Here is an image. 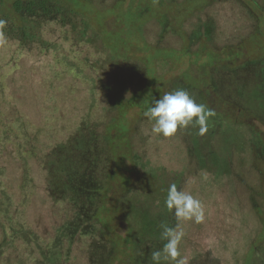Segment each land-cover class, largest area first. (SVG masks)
<instances>
[{
	"label": "trees",
	"instance_id": "obj_1",
	"mask_svg": "<svg viewBox=\"0 0 264 264\" xmlns=\"http://www.w3.org/2000/svg\"><path fill=\"white\" fill-rule=\"evenodd\" d=\"M56 6L53 0H12L9 5L0 0V19L7 21L0 30L6 37V43L0 44V264H114L119 260L151 264V253L167 242L161 239V224L177 226L165 199L171 184L183 188L184 175L179 172L173 176L145 161L147 156L132 148L136 131L142 129L138 124L141 119L128 120L135 130L129 140L130 173L137 177L117 198L118 211L108 214V202L115 201L108 194V176L120 166L115 167L96 110L99 86L106 91L109 86L100 85L98 76L86 72L83 60L69 48V39L81 44L89 29L79 33V24L66 16L63 6L59 11ZM197 34L195 30L192 35L196 44ZM226 67H221L222 72ZM242 67V72L236 68L228 88L223 81V89L233 95L234 88L235 100L245 103L264 125V60L251 59ZM135 76L133 69L123 87L132 84ZM178 82V89L186 90L198 103V94L184 79ZM214 82L211 79V88L216 87ZM169 84L166 81L162 96ZM122 90L126 107L135 105L136 93L127 99ZM108 93V106L102 110L117 111ZM213 117L216 125L208 123L203 136L179 129L185 147L179 158L190 164L182 171L191 170L198 160L199 167L202 161L218 166L214 177H204L210 190L222 182V167L213 145L203 144L206 140L217 145L223 137L220 146L227 151L230 143L245 137L242 129H249L251 143L256 147L263 143L258 131L249 125L235 123L226 114L215 113ZM11 158L18 163L17 179L10 172ZM193 166L197 169L198 163ZM144 176L149 181H143ZM137 190L143 193L138 203L132 204ZM119 225L125 226L126 236L116 231ZM126 245L128 254L118 258ZM187 246L181 241L178 249L177 260L184 264H195L204 255L210 257L208 264L228 263L226 251H218L224 248L221 244L202 241L192 248ZM255 253L251 255L254 263Z\"/></svg>",
	"mask_w": 264,
	"mask_h": 264
},
{
	"label": "rangeland",
	"instance_id": "obj_2",
	"mask_svg": "<svg viewBox=\"0 0 264 264\" xmlns=\"http://www.w3.org/2000/svg\"><path fill=\"white\" fill-rule=\"evenodd\" d=\"M53 1L57 4L56 10L63 6L68 12L66 16L79 24V33L89 29L81 44L69 39V48L83 60L86 72L98 76L100 85L109 86V93L99 86L101 94L96 110V118L111 148L115 167L118 169L120 166L119 171L115 170L108 176V194L115 199L108 202V214L118 211L117 198L127 190V183L137 177L134 172L130 173L129 140L135 130L128 120L135 122L141 119L138 124L142 129L139 127L136 131L138 135L132 148L146 155L144 160L154 167L165 168L173 176L182 172V190L200 200L204 208L203 222H180L185 233L182 241H186L187 247L192 248L202 241L214 246L217 243L224 247L218 251H226V264H264V125L252 115L245 103L238 101L239 98L235 100L234 88L233 96L223 89L222 84L226 81L228 88L230 79L236 75V68L242 72V65L247 61L264 60V0H95L98 4L93 0ZM3 2L9 5L12 0ZM197 19L213 20L216 24L219 35L210 45L201 42L198 47L193 43L190 34L193 27L196 28ZM194 53L197 55L193 56ZM145 55L146 59H143ZM214 65L227 67L224 72H214ZM133 69L136 73L133 83L123 87L124 80L130 77ZM210 72H214L216 88L207 91ZM181 79L195 91L191 90L195 95L198 94V103L216 114L228 115L235 123L249 125L263 140L262 146H254L251 136H248L249 129H242L245 137L238 138L239 143H230L227 151L220 146L223 137L218 142L214 139L217 145L206 140L203 144L213 145L222 167L219 177L222 182L212 185V190L204 177H214L218 166L202 161L199 167L198 160L193 164L198 163L197 169L192 165L191 170L182 171L190 165L188 160L179 158L185 154L183 131L180 134L178 129L168 138L158 136L151 131L152 122L143 115L155 99L161 98L166 81L170 82L165 90L168 93L180 88L178 81ZM121 89L127 99L136 93L135 102L132 101L135 105L126 107ZM107 93L112 96L117 111L108 113L102 110L108 106ZM215 120L214 117L209 119L210 127L216 125ZM183 130L194 135L198 126ZM11 159L10 172L17 179L18 163ZM142 180L149 181V177L144 176ZM142 193L139 190L137 195H133L131 203H138ZM117 229L119 234L126 236L124 225ZM245 237L247 243L243 240ZM126 247L128 245L121 248L118 258L128 254ZM83 249L88 251V248ZM252 251H256L255 263L251 262ZM209 261L210 257L204 255L195 264H208ZM114 264L124 263L119 260Z\"/></svg>",
	"mask_w": 264,
	"mask_h": 264
},
{
	"label": "clouds",
	"instance_id": "obj_3",
	"mask_svg": "<svg viewBox=\"0 0 264 264\" xmlns=\"http://www.w3.org/2000/svg\"><path fill=\"white\" fill-rule=\"evenodd\" d=\"M7 24L6 20L0 19V30ZM6 43L3 31H0V44ZM143 115L152 122V133L165 138L172 137L178 129H187L189 126H198V135L203 136L208 131V122L215 115L214 110L209 109L202 103H197L194 98L184 89H178L165 93L158 100L155 99ZM165 206L177 219L175 228L162 223L161 239L167 241L163 248L151 253V264L175 262L184 264L183 260H177L179 245L185 235L180 229L179 222L194 220L196 223L203 222L205 218L204 208L200 200L192 194L178 189L173 183L167 189Z\"/></svg>",
	"mask_w": 264,
	"mask_h": 264
},
{
	"label": "flooded vegetation",
	"instance_id": "obj_4",
	"mask_svg": "<svg viewBox=\"0 0 264 264\" xmlns=\"http://www.w3.org/2000/svg\"><path fill=\"white\" fill-rule=\"evenodd\" d=\"M198 22H197V25H196V28L193 27V30L191 31V34L190 36L192 37V35L194 34V31L197 30L198 32V42H197V45H201V42L207 44V45H210L212 43V41H214L219 33L216 31V24L213 22V20L211 21H208V22H205V21H202V20H199L197 19ZM190 38V37H189ZM216 65L213 66V69L214 72H218L220 70H222V68L220 66H216ZM214 72L213 73H208V77H210V82H211V79L212 80H215L214 84H216V78L214 77ZM212 85L210 84L209 85V89H207V91H212V89L214 90L216 87L214 86V88H211ZM263 262V260H261V263Z\"/></svg>",
	"mask_w": 264,
	"mask_h": 264
}]
</instances>
